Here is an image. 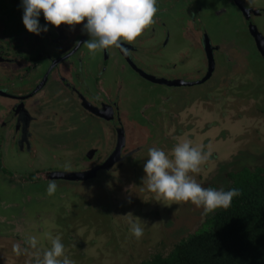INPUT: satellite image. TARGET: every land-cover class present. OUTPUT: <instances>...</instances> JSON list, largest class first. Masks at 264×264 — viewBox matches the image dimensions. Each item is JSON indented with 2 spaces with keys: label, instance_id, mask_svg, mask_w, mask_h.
<instances>
[{
  "label": "flooded vegetation",
  "instance_id": "1",
  "mask_svg": "<svg viewBox=\"0 0 264 264\" xmlns=\"http://www.w3.org/2000/svg\"><path fill=\"white\" fill-rule=\"evenodd\" d=\"M210 1L209 8L221 3ZM225 1L242 14L258 50L251 29L256 28L255 32L264 38L262 25L256 22L264 17V0H255L251 13L246 11L247 0ZM7 4L12 6V2ZM20 5L15 10L9 8V20L7 16L0 19V172L6 176L13 173L29 182L34 178L55 181L58 188H62L59 184L79 186L83 189L80 193L107 189L112 195V191H119L122 197L123 180L135 172L137 160L147 156L149 148H160L166 136L172 137L169 131L176 128V123L172 124L170 106L187 111L190 105L181 104L191 103L193 98L223 103L224 88L229 91L232 82L252 70L242 68V61L250 57L243 54L237 41L224 36L213 39L194 15L186 37L180 36L184 42L173 43L177 33L174 29L170 46L171 30L160 18L161 11H165L160 9L161 0H157L155 23L134 42L124 44L127 52L112 47L98 52L95 58L84 45L90 39L83 31L86 21L74 28L47 24L48 31L37 35L25 28ZM15 13L19 15L18 23L10 22ZM39 22L47 23L42 12ZM130 71L136 80L130 78ZM161 80H178L179 84ZM71 128L77 131L75 138L60 135ZM160 128L168 131L161 135ZM257 128L262 139L259 151L264 154V127ZM229 149L227 146L220 152L228 154ZM66 163L71 165L70 171L65 170ZM18 170L25 175H18ZM58 172L79 178H54L52 175ZM151 202L155 207L149 208L152 210L148 215L135 217L141 220L144 234L139 241L130 236L128 248H140V241L143 246L145 235L154 240L161 232L165 234L158 222L164 212L158 203ZM157 254L161 253L136 264Z\"/></svg>",
  "mask_w": 264,
  "mask_h": 264
},
{
  "label": "rangeland",
  "instance_id": "2",
  "mask_svg": "<svg viewBox=\"0 0 264 264\" xmlns=\"http://www.w3.org/2000/svg\"><path fill=\"white\" fill-rule=\"evenodd\" d=\"M11 2L12 6L9 7L7 3ZM207 2L213 1L161 0L160 9L165 8V11H161L160 18L171 30L170 46L174 29L177 33L173 43L184 42L182 38L186 37L187 26L190 20L193 22L194 15L197 23L207 29L213 39L224 36L237 41L243 54L251 59H244L242 68L253 71L239 76L231 83L229 91L224 88L221 93L223 103L213 104L206 98H201V101L193 98L191 103H182L178 99L181 106L189 104L190 107L187 111L180 106L173 107L174 104L169 107L172 110V124L176 123V128L169 131L172 137L166 136L160 148L170 153L177 140L185 138L191 139L195 145H203L211 155L201 165V173L193 176L203 187L224 189L230 182L228 172L264 163V154L259 151L262 149V139L257 128V125L264 127V59L247 33L244 18L238 9L232 4L227 5L225 0H221L217 8H209ZM19 3L20 0H0V19L7 16L9 20V11L15 10ZM221 9L225 10L218 14L217 11ZM18 16L15 13L10 22L18 23ZM8 20L3 19L2 22L10 26ZM263 21L264 17L256 19L264 31ZM128 74L130 78L137 79L133 72ZM4 83L11 85L8 81ZM146 86L150 87L149 84ZM167 131L159 129L161 135ZM76 134L77 131L72 128L60 132V135L73 138ZM227 146L230 147L229 153H221ZM146 160L147 156L138 159L135 172L125 176L122 197H119V191L108 194L107 189L80 193L83 189L69 184H59L62 188L57 187L55 194L48 196L46 190L50 181L34 178L29 182L26 177L13 173L6 176L0 172L1 264H29L30 256H16L13 245L19 243L24 247V239L35 235L40 239L41 247H49L44 239V233L48 231L54 236H61L66 255L75 264H136L156 253L170 252L179 240L203 222L205 215L191 202L167 206L154 200L153 194L142 184ZM10 161L9 164L13 166V158ZM19 174L25 175L18 170ZM60 191L65 193L59 194ZM108 196H111L113 204L108 202ZM151 201L158 203L159 209L164 212V217L159 218L158 222L165 234L161 232L154 240L145 235L143 246L140 241L137 250L128 248L127 242L132 236L127 223L129 215L133 220L137 216L148 215L147 212L152 210L149 208L155 207ZM126 248L127 251L121 253Z\"/></svg>",
  "mask_w": 264,
  "mask_h": 264
},
{
  "label": "clouds",
  "instance_id": "3",
  "mask_svg": "<svg viewBox=\"0 0 264 264\" xmlns=\"http://www.w3.org/2000/svg\"><path fill=\"white\" fill-rule=\"evenodd\" d=\"M249 13L255 0H247ZM23 9L22 22L30 33L39 35L47 32V24L59 27L67 24L73 28L83 23V31L90 39L84 42L89 55L95 58L98 52L112 47L124 48L125 43L134 42L142 33L155 23L154 17L159 11L157 0H21ZM47 22L41 25L39 17ZM211 155L203 145H195L191 139L177 140L170 153L163 149H148L147 160L143 165L145 173L142 184L153 194V199L164 205L191 202L196 208L202 209V215H208L217 209L231 207L233 198L242 195L238 188L224 190L203 187L193 174L201 173L203 165ZM70 171L71 165L65 164ZM57 184L50 181L47 195L55 194ZM129 203L131 201L129 200ZM131 214V213H129ZM129 232L137 240L142 238L144 228L141 220H133L129 215ZM49 247H41L40 239L35 235L24 239V247L13 245L16 256L29 255V264H75L66 255L65 245L60 235L51 231L44 233Z\"/></svg>",
  "mask_w": 264,
  "mask_h": 264
},
{
  "label": "trees",
  "instance_id": "4",
  "mask_svg": "<svg viewBox=\"0 0 264 264\" xmlns=\"http://www.w3.org/2000/svg\"><path fill=\"white\" fill-rule=\"evenodd\" d=\"M229 185L242 195L231 207L205 215L168 255L140 264H264V164L228 172Z\"/></svg>",
  "mask_w": 264,
  "mask_h": 264
},
{
  "label": "water",
  "instance_id": "5",
  "mask_svg": "<svg viewBox=\"0 0 264 264\" xmlns=\"http://www.w3.org/2000/svg\"><path fill=\"white\" fill-rule=\"evenodd\" d=\"M256 28H252L251 31H252V34L255 36L256 38V42H257V47H258V50L259 52L263 55L264 57V38L255 32ZM161 81H165L166 83H169V84H172V85H177L179 84L178 80H172V81H166V80H161ZM185 83H188V82H185ZM54 178L56 177H66V178H70V179H76V178H79L78 175H74V176H71L70 174H65V173H61V172H58V173H54V175H52Z\"/></svg>",
  "mask_w": 264,
  "mask_h": 264
}]
</instances>
